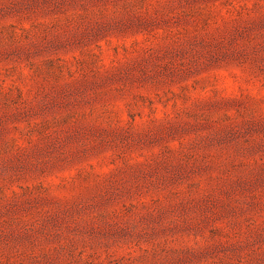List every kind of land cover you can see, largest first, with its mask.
Returning a JSON list of instances; mask_svg holds the SVG:
<instances>
[{
  "label": "rangeland",
  "instance_id": "374dc122",
  "mask_svg": "<svg viewBox=\"0 0 264 264\" xmlns=\"http://www.w3.org/2000/svg\"><path fill=\"white\" fill-rule=\"evenodd\" d=\"M0 264H264V0H0Z\"/></svg>",
  "mask_w": 264,
  "mask_h": 264
}]
</instances>
